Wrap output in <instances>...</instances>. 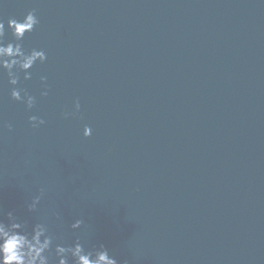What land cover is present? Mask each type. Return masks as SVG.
<instances>
[{"label":"water","instance_id":"1","mask_svg":"<svg viewBox=\"0 0 264 264\" xmlns=\"http://www.w3.org/2000/svg\"><path fill=\"white\" fill-rule=\"evenodd\" d=\"M33 9L32 110L0 74L3 218L119 264H264V0H4L0 18Z\"/></svg>","mask_w":264,"mask_h":264},{"label":"clouds","instance_id":"2","mask_svg":"<svg viewBox=\"0 0 264 264\" xmlns=\"http://www.w3.org/2000/svg\"><path fill=\"white\" fill-rule=\"evenodd\" d=\"M4 0H0L3 4ZM39 24L36 10L28 11L22 19L10 17L7 27L0 18V74H6L10 86V97L17 103L24 104L27 110H32L36 98L30 95L21 81L32 79L33 68L37 64H45L47 55L44 50H26L22 44L26 34H31ZM6 33H10L11 40L5 42ZM42 91L40 95H48L47 77L41 76ZM75 112H79L80 103L75 102ZM70 115L65 114V117ZM45 121L33 115L29 117V124L38 128ZM11 131V125H8ZM85 138L92 135V129L84 127ZM44 196V190L27 204V211L35 213ZM57 219L59 217L57 216ZM83 220L77 219L71 224V229L77 231L82 227ZM0 264H119L117 258L110 255L109 249L103 244L91 250H86L79 239L72 244L58 242L49 230L47 221H40L28 225L14 212L7 213L6 220L0 212Z\"/></svg>","mask_w":264,"mask_h":264}]
</instances>
